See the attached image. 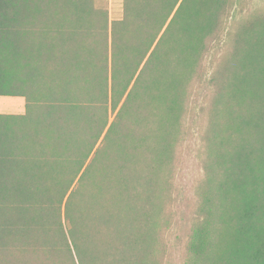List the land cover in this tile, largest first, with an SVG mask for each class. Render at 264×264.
Masks as SVG:
<instances>
[{
    "label": "trees",
    "instance_id": "16d2710c",
    "mask_svg": "<svg viewBox=\"0 0 264 264\" xmlns=\"http://www.w3.org/2000/svg\"><path fill=\"white\" fill-rule=\"evenodd\" d=\"M235 2L0 0V264H162L194 100L183 264H264V17Z\"/></svg>",
    "mask_w": 264,
    "mask_h": 264
},
{
    "label": "rangeland",
    "instance_id": "374dc122",
    "mask_svg": "<svg viewBox=\"0 0 264 264\" xmlns=\"http://www.w3.org/2000/svg\"><path fill=\"white\" fill-rule=\"evenodd\" d=\"M108 7L111 20L121 17V0H109ZM253 16L264 17V0H236L230 24L235 31ZM215 52L211 54L210 61H213ZM199 103L197 100L192 102L195 112L190 119L193 126L181 149L183 158L176 175L175 191L171 194L168 212L166 209L160 241L164 254L162 264H183L190 229L201 203L197 192L202 186V162L196 156L198 132L203 128V116L198 113ZM23 111L22 98L0 97V114H22Z\"/></svg>",
    "mask_w": 264,
    "mask_h": 264
},
{
    "label": "crops",
    "instance_id": "0c3cea01",
    "mask_svg": "<svg viewBox=\"0 0 264 264\" xmlns=\"http://www.w3.org/2000/svg\"><path fill=\"white\" fill-rule=\"evenodd\" d=\"M24 101V100H23ZM23 113V112H22Z\"/></svg>",
    "mask_w": 264,
    "mask_h": 264
}]
</instances>
